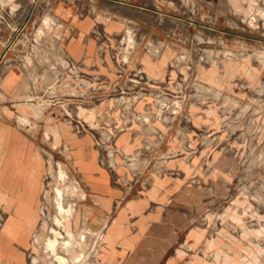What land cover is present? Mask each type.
Listing matches in <instances>:
<instances>
[{
	"label": "rangeland",
	"instance_id": "obj_1",
	"mask_svg": "<svg viewBox=\"0 0 264 264\" xmlns=\"http://www.w3.org/2000/svg\"><path fill=\"white\" fill-rule=\"evenodd\" d=\"M0 115L48 163L30 264H54L46 242L67 236L59 201L90 227L74 264H105L112 228L88 183L106 174L99 158L139 180L128 198L155 174L200 189L192 227L208 244L188 264H264V0H0ZM61 171L85 195L58 200Z\"/></svg>",
	"mask_w": 264,
	"mask_h": 264
},
{
	"label": "crops",
	"instance_id": "obj_2",
	"mask_svg": "<svg viewBox=\"0 0 264 264\" xmlns=\"http://www.w3.org/2000/svg\"><path fill=\"white\" fill-rule=\"evenodd\" d=\"M88 26L86 22L83 28ZM67 51L78 61L87 56V47L73 44ZM12 79L8 90L21 78L16 73ZM2 118L0 115V264H30L32 231L28 229L44 193L48 163L26 134ZM119 143L125 153L136 151V142L129 136ZM99 165L106 174L96 171L88 183L93 195L105 203L106 233L112 228L110 241L102 250L105 264H188L203 254L198 250L208 242L192 227L194 215L204 207L199 188L179 184L175 175L155 174L141 196L128 198L113 185L111 172L100 158ZM22 211L32 213L24 224ZM7 216L8 227L4 226ZM210 251L217 254L214 248Z\"/></svg>",
	"mask_w": 264,
	"mask_h": 264
},
{
	"label": "bare ground",
	"instance_id": "obj_3",
	"mask_svg": "<svg viewBox=\"0 0 264 264\" xmlns=\"http://www.w3.org/2000/svg\"><path fill=\"white\" fill-rule=\"evenodd\" d=\"M218 162H219V160H218ZM215 166H217V165H215ZM224 169H225V167H224ZM215 171H217V170H215ZM226 172H228V171H226ZM219 173H220V171H219ZM225 173H224V175H225ZM60 178L62 179V181H60L58 183V185L56 186V192H57V198H58V200H61V198L66 193H70L72 195H82V196L85 195V193H82L81 192L82 189L79 188V186L77 185V183L75 181H73V180L66 181L67 180V177H66V173L64 171H61L60 172ZM199 201H200V199H199ZM43 203H45V202H43ZM56 210L60 214V217H57L56 216L55 217V222L57 223V225L62 226L64 228L65 234L67 236H66V238H62L61 235H60V233L55 232V235L47 240V242H46V245H47L46 248H47V250L50 251V253L52 255L51 258L54 260V264H74L77 261L81 260L82 257H86V254L85 253H86L87 247L89 245L87 232H89L90 227L85 226L84 228L82 227L81 229H79L80 226L78 225V223H77L76 220L74 221V224H73V221H71L72 207L71 206L70 207H64L62 205L61 201L58 202V205H57ZM29 216H32V213L31 212L28 213L26 211H22L20 213V219L23 221V223H26L27 222V220L29 219ZM37 221H38V212L35 213V217H34V222L33 223H36ZM78 230H80V232H78ZM81 230H84V231H81ZM62 243L65 245V250L64 251H61L60 250V245ZM100 264H103V263L100 262Z\"/></svg>",
	"mask_w": 264,
	"mask_h": 264
},
{
	"label": "built area",
	"instance_id": "obj_4",
	"mask_svg": "<svg viewBox=\"0 0 264 264\" xmlns=\"http://www.w3.org/2000/svg\"><path fill=\"white\" fill-rule=\"evenodd\" d=\"M128 128L129 127H127L125 125L124 126L118 125V126H115L113 129L116 132H122V131L127 130ZM109 156H110V154H109ZM111 159H112V157H111ZM110 161H112V160H110ZM103 162H104V160H103ZM111 168H113V171H112V176L114 178L113 179V185L116 187H119V188L124 187L123 190L125 191L126 197H129L130 195H132L133 194L132 189H133V187H135L137 185L136 183L139 180H130V179L123 178L121 176V174H119L118 172L115 171L114 167L111 166ZM151 179H152V177H147L146 181H144V183H143V189L144 190L147 189L148 187H150ZM142 193H143V191H140V192L138 191V192H136V194H134V196L139 197L142 195Z\"/></svg>",
	"mask_w": 264,
	"mask_h": 264
}]
</instances>
